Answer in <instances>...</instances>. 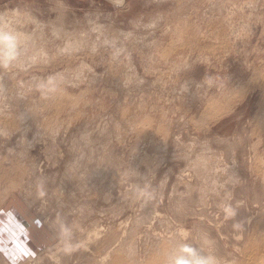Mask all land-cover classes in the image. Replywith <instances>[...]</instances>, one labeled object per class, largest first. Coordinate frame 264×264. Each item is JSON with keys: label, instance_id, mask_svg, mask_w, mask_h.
I'll use <instances>...</instances> for the list:
<instances>
[{"label": "rangeland", "instance_id": "obj_1", "mask_svg": "<svg viewBox=\"0 0 264 264\" xmlns=\"http://www.w3.org/2000/svg\"><path fill=\"white\" fill-rule=\"evenodd\" d=\"M0 25V168L30 171L0 202L8 264L263 246L264 0H0Z\"/></svg>", "mask_w": 264, "mask_h": 264}, {"label": "bare ground", "instance_id": "obj_2", "mask_svg": "<svg viewBox=\"0 0 264 264\" xmlns=\"http://www.w3.org/2000/svg\"><path fill=\"white\" fill-rule=\"evenodd\" d=\"M8 21V20H7ZM6 21V22H7ZM2 24V23H1ZM11 24V23H10ZM2 26V25H0ZM1 29V28H0ZM2 31V30H1ZM7 32V31H6ZM9 32V31H8ZM8 32L6 33L8 35ZM15 32V31H14ZM13 32V33H14ZM19 32V31H18ZM12 33V32H11ZM25 33V32H23ZM21 34V33H14L13 35V40H12V43L11 42H8L6 44V46L10 47L13 45V43H24L25 40H27L25 37L24 34ZM10 34V33H9ZM27 34V33H26ZM30 35V34H28ZM83 38V37H82ZM7 41V40H6ZM24 41V42H23ZM35 42V40H34ZM82 42V41H81ZM28 44V42H26ZM29 45V44H28ZM40 46V45H39ZM13 48V47H12ZM45 49V47H44ZM43 49V50H44ZM46 51V50H45ZM44 51V52H45ZM21 54V53H20ZM4 56V58L6 59V55L5 54H2ZM38 55V54H37ZM26 56V55H25ZM16 57V56H15ZM40 57V56H39ZM3 58V59H4ZM40 60V59H39ZM8 61V60H7ZM15 62H19V61H23V58L22 56H17L14 60ZM6 62V61H5ZM41 62V60H40ZM2 84V83H1ZM4 88V87H3ZM1 92V91H0ZM212 103V104H211ZM210 105H214V101H211ZM210 108V107H208ZM27 112H23V114H21V119L25 118L27 116ZM3 118V117H2ZM9 121H13L11 118L8 119ZM19 125V124H18ZM9 138V137H8ZM6 142V141H5ZM1 146V145H0ZM16 146V145H15ZM12 147V146H11ZM18 147V146H16ZM2 148V147H1ZM8 148V147H7ZM14 148V146L12 147V149ZM3 149V148H2ZM5 150H6V147H5ZM7 153H8V150H7ZM7 157V156H6ZM8 157H10V154L8 155ZM7 162V161H5ZM15 169V174L18 175L17 172V169H21L20 168V164L19 163H12V166L10 169H3V168H0V176L3 177L4 174H10L9 175V182L10 184L8 186H5V185H2L0 183V202L4 201V197L8 194V188L9 186H14L15 188H18V187H21V186H24L25 184V181L26 179H28V174H29V170H27V176H24L23 179H21L20 181H15L14 178L15 176L11 175V171ZM10 172V173H9ZM21 176V175H19ZM2 189V190H1ZM1 205V204H0ZM32 224V223H31ZM30 228V227H29ZM33 230L36 231L38 230V228L36 227V225L33 226ZM0 231H2V228L0 229ZM40 231V230H39ZM200 231V230H199ZM33 234V233H32ZM96 234V233H95ZM31 235V234H30ZM204 235V233H203ZM96 236V235H95ZM31 237H33L31 235ZM30 237V239H32ZM29 238V237H28ZM15 249L17 252H21L23 249H25V243L21 242V240L19 241L18 238H15ZM38 240V238H36ZM248 244L245 246V254L244 256L239 259V262L238 264H264V244L263 246H256V244H252L253 241L251 240V238H248ZM25 245V246H24ZM177 248V247H176ZM202 248V247H201ZM184 250V249H183ZM179 251V250H178ZM197 251V250H196ZM107 255H105L104 257H101L100 258V261H102L104 263V260L106 258ZM120 256L121 254L119 255H113L112 259H111V264H119V260H120ZM0 258H2V264H8L9 263V259L5 256H3L1 253H0ZM182 258V257H181ZM205 258V257H204ZM13 259V258H11ZM177 259L180 260V257H179V252H177V249H171V244L164 240L163 242L160 243L159 247L158 248H155L154 252L150 253V255L147 257L146 261L144 264H177ZM183 259V258H182ZM188 258L185 259V261H182V263H179V264H189V260H187ZM192 259V258H191ZM199 259V257H198ZM207 259H211L210 257L207 258ZM207 259H204V260H207ZM191 261V260H190ZM212 261V260H211ZM207 263L210 262V261H206ZM204 262V263H206ZM231 262V261H230ZM203 263V262H201ZM203 263V264H204ZM226 263V262H225ZM229 263V262H228ZM234 263V262H233ZM211 264V262H210ZM232 264V263H231Z\"/></svg>", "mask_w": 264, "mask_h": 264}, {"label": "crops", "instance_id": "obj_3", "mask_svg": "<svg viewBox=\"0 0 264 264\" xmlns=\"http://www.w3.org/2000/svg\"><path fill=\"white\" fill-rule=\"evenodd\" d=\"M1 228H2V231H0V243H2V246H3V247H5V246L7 247L8 244H7V243H4V240L1 239V237H2V232L4 231V228H3V227H1ZM9 231H10V230H9ZM6 233H9V232H6ZM20 234H22V235H21L20 239H19V237H18V239L21 240V242L25 243L24 241H26V242H27V245H28V244L32 245L31 242H29V241L27 240L28 237H27L26 235H24V233L20 232ZM19 236H20V235H19ZM29 236H30V234H29ZM16 237H17V236H16ZM40 237H41V236H40ZM29 239H30V237H29ZM30 240H31L32 242L36 243L35 245H37V243H39L35 237H33V238L30 239ZM35 245H33V246H35Z\"/></svg>", "mask_w": 264, "mask_h": 264}]
</instances>
